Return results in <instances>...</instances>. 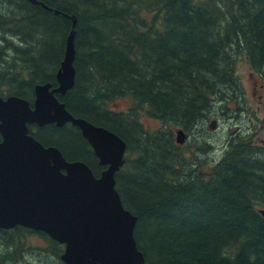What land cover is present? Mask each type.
I'll return each instance as SVG.
<instances>
[{
    "label": "trees",
    "instance_id": "obj_1",
    "mask_svg": "<svg viewBox=\"0 0 264 264\" xmlns=\"http://www.w3.org/2000/svg\"><path fill=\"white\" fill-rule=\"evenodd\" d=\"M38 1L0 0V97L33 105L36 84L57 87L75 26V85L57 97L75 117L126 141L116 187L138 217L144 264H264V143L239 133L206 172L200 153L211 144H180L174 131L182 128L189 138L214 119L217 102L244 111L241 62L264 85V0ZM118 99L132 104L111 109ZM143 117L162 128H147ZM29 127L45 146L86 162L97 176L106 168L73 124ZM14 229L23 231L11 236L0 228L7 251L16 247L0 253V264H24L20 238L27 232L46 238L61 258L63 245L47 234Z\"/></svg>",
    "mask_w": 264,
    "mask_h": 264
},
{
    "label": "water",
    "instance_id": "obj_2",
    "mask_svg": "<svg viewBox=\"0 0 264 264\" xmlns=\"http://www.w3.org/2000/svg\"><path fill=\"white\" fill-rule=\"evenodd\" d=\"M75 35L73 26L57 87L36 84L33 105L16 95L0 97V228L23 226L46 233L65 245L61 258L66 264H144L135 238L138 217L124 207L116 187L126 141L104 126L75 117L57 97L75 85ZM49 123H72L81 130L106 167L99 176L86 162L66 159L60 148L45 146L31 133L29 125ZM217 123L212 120L210 128ZM176 139L183 144L186 132L178 129Z\"/></svg>",
    "mask_w": 264,
    "mask_h": 264
},
{
    "label": "rangeland",
    "instance_id": "obj_3",
    "mask_svg": "<svg viewBox=\"0 0 264 264\" xmlns=\"http://www.w3.org/2000/svg\"><path fill=\"white\" fill-rule=\"evenodd\" d=\"M251 70L247 64L241 62L238 66V73L242 78L244 85V98L240 105L243 107L242 112H236L234 109L237 105L232 102L231 109H225L221 102H217L213 106L210 113L211 119H217L218 124L215 130L209 127L211 120L199 124L190 134L188 141L195 142L206 139L213 147L210 152L200 153L203 158L208 161V167L204 171L209 172L213 163V159L219 160L223 157L229 141L241 133L242 136L250 135L258 143H264V85L262 81L257 80L250 74ZM132 102L128 99H118L110 105L111 109L123 111L130 107ZM238 114V116L236 115ZM144 125L151 129L162 128V123L159 120L143 117ZM178 128H174L176 132ZM253 135V136H252ZM176 136V133H175ZM13 233L10 235L18 236V232L23 230L10 229ZM9 232V230H8ZM7 234V233H6ZM5 234V235H6ZM0 236V253L14 252L16 247H8L5 241L7 236ZM9 241H15L9 239ZM20 241L23 243L22 254L24 264L32 262V264H64L61 258L57 257L54 252V246L46 238L38 234L23 233ZM18 247V244H17ZM19 248V247H18ZM14 262V258H12ZM21 263V261H20Z\"/></svg>",
    "mask_w": 264,
    "mask_h": 264
},
{
    "label": "bare ground",
    "instance_id": "obj_4",
    "mask_svg": "<svg viewBox=\"0 0 264 264\" xmlns=\"http://www.w3.org/2000/svg\"><path fill=\"white\" fill-rule=\"evenodd\" d=\"M53 108H54V107H53ZM54 109H55V111H56L55 114H57V109H56V108H54ZM174 143H175V142H174Z\"/></svg>",
    "mask_w": 264,
    "mask_h": 264
}]
</instances>
